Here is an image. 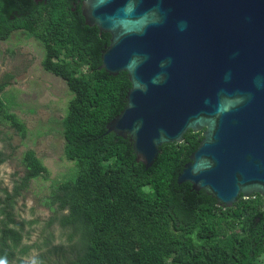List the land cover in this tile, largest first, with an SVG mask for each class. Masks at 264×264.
<instances>
[{
    "label": "trees",
    "instance_id": "16d2710c",
    "mask_svg": "<svg viewBox=\"0 0 264 264\" xmlns=\"http://www.w3.org/2000/svg\"><path fill=\"white\" fill-rule=\"evenodd\" d=\"M83 0H0V41L17 31L43 45L45 71L64 79L73 97L62 121L65 155L75 169L53 181L41 204L51 212L43 240L27 245L37 220H19L17 206L31 184L49 171L33 149L22 157L24 176L0 189V259L25 264L49 249L59 226L71 247L69 264H259L264 255V198L240 197L222 208L205 191L178 183L203 134L188 131L181 144H165L150 169L137 162L129 139L107 133L131 88L127 72L110 76L102 65L111 35L86 25ZM0 128L23 139L28 128L2 94ZM2 131L0 129V136ZM0 141L2 139L0 138ZM8 156L0 151V175Z\"/></svg>",
    "mask_w": 264,
    "mask_h": 264
},
{
    "label": "water",
    "instance_id": "95a60500",
    "mask_svg": "<svg viewBox=\"0 0 264 264\" xmlns=\"http://www.w3.org/2000/svg\"><path fill=\"white\" fill-rule=\"evenodd\" d=\"M126 3L109 0L93 12L82 2L86 25L111 35L99 70L116 77L135 60L136 78L148 86L146 93L134 91L127 72V105L107 133L129 139L137 162L150 169L163 145L202 132L178 183L205 191L222 208L240 197L264 198V0H137L133 11L117 13ZM146 11L158 22L143 34L125 33L121 21L138 22ZM109 23L120 33L118 42ZM153 77L164 82L152 84ZM223 101L234 106L214 132L189 124L197 115L214 116ZM201 158L212 166L201 170Z\"/></svg>",
    "mask_w": 264,
    "mask_h": 264
},
{
    "label": "rangeland",
    "instance_id": "374dc122",
    "mask_svg": "<svg viewBox=\"0 0 264 264\" xmlns=\"http://www.w3.org/2000/svg\"><path fill=\"white\" fill-rule=\"evenodd\" d=\"M44 55L43 45L34 38L28 39L21 31L7 41H0V83L6 75L12 76L2 95L14 101L13 112L28 128L25 139L9 125L0 128V151L8 156L1 168L0 189L11 191L14 182L24 176L22 157L28 149L36 152L49 171L48 179L34 181L18 202L19 220L38 221L31 237L25 238L27 245L42 241L47 235L44 228L51 212L41 201L49 195L51 184L68 178L75 169V163L65 155L62 128L73 95L64 79L44 70ZM52 232L54 244L49 249L34 250L24 259L25 264H31L33 258L41 264H69L71 247L65 232L59 226L53 227ZM259 264H264V255Z\"/></svg>",
    "mask_w": 264,
    "mask_h": 264
},
{
    "label": "clouds",
    "instance_id": "9594fccd",
    "mask_svg": "<svg viewBox=\"0 0 264 264\" xmlns=\"http://www.w3.org/2000/svg\"><path fill=\"white\" fill-rule=\"evenodd\" d=\"M109 0H84V5H89L90 8L93 10V12L99 8L102 7L104 4L108 3ZM137 0H127V3L121 8L117 10V13H127L131 12L134 9L137 8ZM158 22V18L153 14L148 11L140 14V18L138 22H131V21H121L123 24L124 32L131 35V34H143L144 29L149 25V24H154ZM99 25V24H98ZM110 32L113 34L115 41L118 42L120 39V33L116 31V28L113 26L112 23L108 24ZM186 27V24L183 22L181 23V30ZM138 67V64L135 60L131 61L127 67L126 71L130 74L131 76V82L133 85V89L139 90L142 92H147L148 91V86L147 84L143 83L141 80L136 78V69ZM164 81L161 78L158 77H153L151 80L152 84H160L163 83ZM129 103V107H132ZM233 103L231 101H223L220 104H218L216 110H215V115L214 116H204V115H197L196 117H193L190 119L189 124L190 125H199L201 127H207L209 129V133L214 132L215 125L217 119L231 111L233 107ZM192 127V126H190ZM195 128V127H193ZM211 142V141H209ZM197 167H199L201 170H205L207 168H210L212 166V162L207 159V158H201L199 161H197ZM193 174H198L195 171ZM0 264H8L7 259H0ZM31 264H41L40 261L37 259H32Z\"/></svg>",
    "mask_w": 264,
    "mask_h": 264
}]
</instances>
